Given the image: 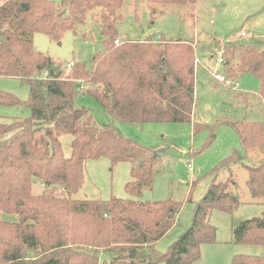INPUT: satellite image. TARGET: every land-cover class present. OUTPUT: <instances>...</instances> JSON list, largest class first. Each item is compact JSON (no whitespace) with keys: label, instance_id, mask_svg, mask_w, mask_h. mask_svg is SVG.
Masks as SVG:
<instances>
[{"label":"trees","instance_id":"obj_1","mask_svg":"<svg viewBox=\"0 0 264 264\" xmlns=\"http://www.w3.org/2000/svg\"><path fill=\"white\" fill-rule=\"evenodd\" d=\"M125 1L0 0V76L29 84L26 104L31 110L29 117L0 118V264H193L201 257V246L215 241L211 212H233L242 203L232 173L235 165L248 171L251 196L264 200V120H224L235 129L246 154L233 150L211 171L215 175L225 169L230 176L214 177L195 203L191 225L166 251L157 248L182 207L171 198L141 199L160 172L155 165L160 151L140 146L112 122L97 124L76 98L90 94L112 119L131 124L192 123L195 133L208 132L203 149L214 141L220 122L193 120L197 63L193 42L165 37L116 42ZM131 1H143L155 10L166 4L194 7L198 0ZM89 19L100 25L104 46L92 56L90 69L77 62L68 72L50 55L35 50L36 32L60 41L67 31L82 32ZM225 54L226 76L254 74L264 105V48L228 47ZM21 104L0 89V105ZM67 134L73 136L69 157L61 142ZM101 157L109 158L113 166L131 164L127 191L132 198L75 197L85 182L86 162ZM36 183L43 186L41 192L34 191ZM3 214L17 217L6 220ZM233 236L237 243L264 247V210L261 216L242 221ZM233 264H264V255H236Z\"/></svg>","mask_w":264,"mask_h":264},{"label":"rangeland","instance_id":"obj_2","mask_svg":"<svg viewBox=\"0 0 264 264\" xmlns=\"http://www.w3.org/2000/svg\"><path fill=\"white\" fill-rule=\"evenodd\" d=\"M54 1L60 4L63 0ZM121 13L124 17L117 23L120 42L165 37L168 40L183 39L194 43L197 61L196 121L209 125L220 122L215 130L214 141L203 149L208 132L202 130L195 133L192 123L131 124L112 119L90 94L80 93L76 98L78 105L90 109L97 124L112 122L140 146L161 152L155 163L160 172L152 188L144 190L141 199L171 198L181 202L177 222L157 245L164 252L191 225L195 203L206 193L214 177L225 180L230 176V172L225 169L215 175H211V171L233 150L246 154L235 129L222 122L250 117L264 120V105L258 99L260 82L254 74L244 72L234 78L226 76L232 83L220 82L214 76L215 73L224 75V68H229L225 65L226 59L223 63L218 61V49H223L224 58H227L225 51L228 47L256 44L264 48V0H198L194 7L166 4L156 5L155 10L143 1L126 0ZM242 31L247 34L239 35ZM33 46L35 50L50 55L68 72V62H84L90 69L92 56L104 51L100 25L91 19L82 32L75 34L67 31L60 41L50 39L43 32H36ZM233 64L232 60L230 66ZM0 89L15 95L22 102L19 106L0 105V118L7 121L30 116L31 110L26 104L30 97L27 82L18 77L0 76ZM241 93L249 96V106L243 103L242 97L236 98ZM254 97H257L256 101H253ZM72 139L73 136L69 134L61 137L67 157L71 155ZM233 170L237 180L235 189L242 203L233 212L218 209L211 212L209 221L216 228L215 241L201 246V257L193 264H233L236 255H264L263 246L237 243L234 240L235 227L244 220L261 216L263 205L248 190V171L237 165ZM131 180L129 162L113 166L107 157L89 159L85 166V182L75 197L103 200L112 197L132 198L127 191V184ZM33 189L41 192L43 186L36 183ZM190 198L192 201H188ZM16 217L3 214L6 220ZM102 257L101 260L107 258L106 255Z\"/></svg>","mask_w":264,"mask_h":264},{"label":"built area","instance_id":"obj_3","mask_svg":"<svg viewBox=\"0 0 264 264\" xmlns=\"http://www.w3.org/2000/svg\"><path fill=\"white\" fill-rule=\"evenodd\" d=\"M238 34H239V35H243V36H245L247 33H246L245 31H242V32H239ZM116 42L119 43V40H117ZM223 54H224L223 49H218V50H217L218 61L221 62V63L225 62V58H224V55H223ZM74 65H75V62H74V61H71V62H68V63H67V67H68V68H72ZM214 76H215V78H216L217 80H219L220 82H223V83H224V82H225V83H232L231 81H229V80L227 79V77H226L225 74L222 75V74H219V73H215ZM79 90H80V91L82 90V86L79 88Z\"/></svg>","mask_w":264,"mask_h":264},{"label":"crops","instance_id":"obj_4","mask_svg":"<svg viewBox=\"0 0 264 264\" xmlns=\"http://www.w3.org/2000/svg\"><path fill=\"white\" fill-rule=\"evenodd\" d=\"M120 40V39H119ZM140 41V40H139ZM221 41V40H220ZM196 67H197V63H196ZM227 70V69H226ZM226 70H225V68H224V72L226 73ZM196 79H197V69H196ZM245 95V96H244ZM240 97H242L243 98V103L244 104H246V105H250L251 104V102H250V100L248 99V97L249 96H247V94H239V96H236V98L237 99H239ZM195 98H196V88H195ZM259 99V98H258ZM257 100V97H254L253 98V101H256ZM196 107H197V105H196V102H195V107H194V111H193V120H196ZM250 116V115H249ZM250 118H252V117H250ZM257 118V117H256ZM252 119H254V118H252ZM198 121V120H197ZM202 122V121H201ZM204 123V122H203ZM161 153V152H160ZM248 153V157L250 158L251 156H252V154H250L251 152L250 151H248L247 152ZM236 173V172H235ZM259 201V200H258ZM261 201H264V200H261ZM261 201L259 202L260 204H262L261 203ZM263 205V204H262ZM263 210H264V205H263Z\"/></svg>","mask_w":264,"mask_h":264}]
</instances>
